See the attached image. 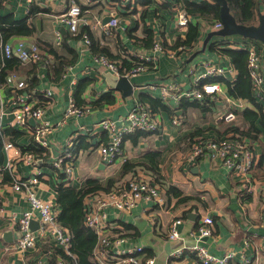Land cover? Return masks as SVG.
Listing matches in <instances>:
<instances>
[{"label":"crops","instance_id":"crops-1","mask_svg":"<svg viewBox=\"0 0 264 264\" xmlns=\"http://www.w3.org/2000/svg\"><path fill=\"white\" fill-rule=\"evenodd\" d=\"M203 1L216 2L195 0L194 3ZM0 2V16H10L13 19L12 23L0 24V40L10 41L13 44L20 41L27 45L37 44L49 59V63L45 66L20 63L16 68L8 70L6 78L0 81L2 110L0 129L9 126L15 128L21 135L12 143L20 150L26 151L32 148L30 131L18 127L12 114L10 104L15 89L10 88L7 82V78L12 74L27 83L26 87L17 91H21L23 96L31 94L30 102L42 107L46 119L52 123L64 119V122L54 127L50 134L54 143L53 148L37 149L42 151L41 154L38 153L42 156L45 151L43 162L38 165V169L43 173L40 178L38 177L39 181L36 184L38 197L56 202L57 188L61 183H58L51 174L53 170L51 161L60 155L65 139L81 131L83 134L76 145L73 178L68 184L65 185L67 180L64 185L61 184L63 187L81 189L88 178L97 179L105 186L108 179L118 177L125 160L133 167L116 182L129 179L139 169L148 173H155V170H158V176L164 177V184H161V203L143 202L127 212L108 208V220L113 224V230H122L123 223L131 226L128 231L126 230L129 236L125 246L144 247V253L139 256L141 264H145V260L148 259L145 258V251L148 249L152 250L153 256L149 258L154 259L153 264H201L190 255L171 260L169 253L180 245H193L198 241L197 236L192 232L205 215H211L214 219L213 234L202 238L199 243L205 245L210 253L219 256L228 251L233 252L230 264H242L243 257L249 258L251 264H264V252L261 248V236L264 234V127L256 121L255 127L260 130L257 138H247L253 144L255 151L250 189H244L238 177L230 173L217 157L208 158L204 155L195 161H187L185 158L190 147L189 138L194 132L199 131L195 135H202L203 138H216L227 134L230 125L233 124L241 130L248 128L242 113L245 109L256 110V107L251 101L234 97L229 93L228 84L235 81L238 75L235 67L233 66L232 82L225 79L224 81L227 82L221 81L218 101L206 100L208 102L201 104L183 99L176 105L169 98H162L159 90H148L146 86L154 82L177 79L182 83L183 88H189L188 67L196 65L205 57H212L221 62L214 50L208 49L210 44L201 52L199 48L180 52L177 55L162 54L154 66L143 73L137 76H125L132 82V91L128 96H124L121 90L105 81L103 72L107 69L97 65L93 60L97 55L94 53H99L96 50L99 47L104 48L112 56L117 55L120 46L139 50L140 48L134 47L129 35L142 38L146 29L153 32L155 40L157 36L160 37L164 47L170 49L168 46L173 45L178 37L183 38L187 31V28L179 30L175 27L170 2L151 0L148 6H141L137 0L132 4L133 6L124 4L122 0H4ZM71 3L80 6L87 20L86 24L78 26L76 33L70 32L67 24L60 17ZM260 13L264 14V4L260 7ZM110 15L117 16L120 23L114 29L113 36H105L94 22L97 19L104 22V19L109 18ZM192 18L191 24L199 21L198 17L192 16ZM24 28L28 30L27 33L23 31ZM206 35L203 34V40ZM215 36L219 35H213L211 42L226 40ZM4 60L0 48V67ZM44 89L51 90V97H44L39 93ZM142 95L160 100L169 109V111H157L162 128L159 131L127 135L123 140L125 160L117 159L111 164L104 163L98 146L102 142L106 143L108 139L105 132L95 131L93 124L107 118L119 122ZM100 98H110L113 102L108 103L105 100L100 102ZM228 98L230 101L240 99L246 106L243 109L230 108L231 103ZM71 99L77 107H86L88 111L81 115L65 117L64 113ZM255 100L264 114V100L260 98ZM230 109L235 115L232 121L220 118ZM174 117L179 120V124H172L171 120ZM31 119L29 124L33 126L34 120L32 119L31 122ZM6 140L9 141L8 138ZM6 159L4 153V162L0 166V264H54L61 255L56 252L55 249L59 247L55 246L53 241H40L35 249L23 252L13 248L18 235L17 219L28 208V203L20 192L12 188L13 173L4 168ZM15 161L19 162V159L15 158ZM16 167L17 172H13L17 177L28 178L33 175V168L30 165L17 163ZM168 186L177 188L182 196H187L191 200L178 202V197L168 191ZM189 213L192 214L188 215ZM152 215L155 216V226L149 219ZM134 216H139L141 228L135 226ZM188 216L194 217V220ZM178 218L181 219L178 226L181 238L177 241H169V225ZM145 219L147 221L143 223L142 220ZM8 230L12 232L11 241L3 238V233Z\"/></svg>","mask_w":264,"mask_h":264},{"label":"built area","instance_id":"built-area-1","mask_svg":"<svg viewBox=\"0 0 264 264\" xmlns=\"http://www.w3.org/2000/svg\"><path fill=\"white\" fill-rule=\"evenodd\" d=\"M0 1L4 2V0ZM122 1L125 2L124 4L130 5L135 2V0ZM166 1L172 4V16L175 27L179 30L187 28L193 20L192 16L187 14L176 0ZM60 17L72 33L78 31L80 24L87 23L80 6L75 3L69 4ZM197 19H199L200 28L199 38L202 40L204 33L207 34L210 31L222 28L220 19L204 17H198ZM119 23L120 20L115 15H110L106 22H102L100 19L94 22L101 32L107 36L113 34ZM202 40L198 39L191 48L179 46L176 49H167L164 47L163 40L157 36V40H154L150 49L131 50L126 48L124 57L134 65L130 69L123 71V73L120 71V61H113L105 55H96L93 60L97 65L115 75L137 76L151 66L153 67L160 55H173L174 53L177 55L180 52L202 48ZM222 43L225 44L221 45ZM223 47L225 49L242 50L246 53V65L251 80L253 96L255 99L264 100V44L257 39L240 35L226 36V40H220L219 43L213 44V50L221 62L212 57H205L199 60L196 65L188 67L189 88H183L182 83L177 79L150 83L146 87L148 90H159L162 98H169L176 105L183 99L188 102L201 104L205 103L206 100L211 102L218 101L222 87L221 81H212L210 79L223 78L232 82V76H234V65L230 58L217 52ZM0 48L7 59L17 58L21 63L41 64L42 66L49 63L48 55L37 44L27 45L22 41L13 44L10 41L0 40ZM7 82L10 88L15 89L10 104L14 121L19 125L18 127H24L30 131L32 135L31 147L45 150L52 149L54 143L50 138V134L54 127L60 126L64 122V119L56 123L46 119L42 107L30 102L31 94L23 96L21 91H17L26 87L27 83L16 78L14 74L7 78ZM39 93L44 97H51L52 95L50 89H44ZM230 103V108L233 109H243L246 106L245 102L240 99H232ZM86 111H88V108L77 107L74 100L71 99L64 116L81 115ZM1 114L2 110L0 109ZM30 118L34 120L33 126L29 124ZM220 118L232 121L235 115L230 109ZM171 122L172 124H178L179 120L174 117ZM93 127L95 131H103L106 134L108 140L106 143L102 142L99 144L98 151L101 160L106 164H111L117 159L125 160L123 149L125 136L137 131H159L162 128V123L158 112L152 110L147 103L137 100L119 122L107 118L96 122ZM88 131L92 130L88 129ZM82 134L81 131H77L68 136L61 147L60 155L51 161L53 169L51 174L58 183L64 185L67 180L66 185L73 178L72 169L76 157V145L80 141ZM32 148L22 152L6 139H3L2 143L3 153L7 156L4 168L11 170L13 173L11 186L15 191L20 192L28 203V208L17 219L18 235L14 241L13 248L23 252L35 249L40 241L50 240L75 261V255L70 251L71 234L69 229L59 221L61 208L56 202L40 198L36 194V184L43 174L38 169V165L43 162V158L35 156ZM204 155L208 158H219L221 164L230 173L238 177L240 185L244 189H250L252 171L255 165V151L253 144L250 143L245 135L231 131L224 136L216 138L196 136L185 158L187 161H195ZM15 158H18L19 162L15 161ZM17 163L30 165L33 168V175L28 178L17 177L13 172H17ZM153 175L139 169L129 179L118 182L109 191H97L88 194L84 198L83 223L86 227L92 228L97 235V242L92 252V260L96 264H141L138 254L143 251L144 247L142 245L125 246L127 238L111 232L113 224L108 220V208L127 212L143 202L154 201L161 203L162 183L160 184L156 181ZM154 217L153 215L149 216V219L155 226ZM34 221L37 223L35 228L32 227ZM180 223L181 219L179 218L170 223L168 231L169 241H177L181 238L178 229ZM212 224L211 215L203 216L198 221L194 232H192V234L197 236L198 241L193 245L183 244L174 248L169 253V258L175 260L180 258V256L190 255L201 264H230L233 259V252L228 251L217 256L210 253L205 245L199 243L202 238L210 237L213 234ZM261 248L264 252V234L261 236ZM153 263V258L145 260V264ZM54 264H70V261L61 256L56 259ZM242 264H251V260L243 257Z\"/></svg>","mask_w":264,"mask_h":264},{"label":"trees","instance_id":"trees-1","mask_svg":"<svg viewBox=\"0 0 264 264\" xmlns=\"http://www.w3.org/2000/svg\"><path fill=\"white\" fill-rule=\"evenodd\" d=\"M229 10L235 20L243 25L249 26L254 25L257 23L258 15L260 13V7H262V4H264V0H226ZM151 2V0H137V3L141 6H148V4ZM177 3H179L187 14H190L191 16L195 17H204L209 19H217L219 20V10L220 6L217 2H200V3H194V1L189 0H177ZM1 6V2H0ZM12 23L13 19L10 16L1 17L0 16V24L4 25L6 23ZM85 30V28H84ZM24 32H28L26 28L23 30ZM115 30L113 31L114 35ZM145 36L142 38H138L136 35H129L130 40L132 41L134 47L136 49H150L152 44L154 43V36L153 32L149 29H146ZM200 34V28L199 23H190L187 26L186 34L183 38L178 37L173 45H169L168 48L170 49H176L179 46H183L186 48H191L193 43L196 42L199 39ZM105 35V34H103ZM107 36V35H105ZM215 38H226V36H215ZM209 42V50L213 51V44L219 43V41H214L213 43ZM6 41V40H5ZM225 43H222L221 45H224ZM167 45V44H166ZM39 46V45H38ZM40 47V46H39ZM41 48V47H40ZM42 49V48H41ZM99 51V53H94L97 55H105L109 59L113 61H120L121 68L120 71L123 73V71L130 69L134 64L130 61H128L124 57V52L126 51V48L123 46H120V50L117 53L116 56H112L107 53V51L99 47L96 49ZM205 51V50H204ZM217 52L226 55L230 58L232 64L234 65L235 69L237 70V78L232 83L228 84V91L231 95L234 97H241L243 99L248 100L253 105H255L256 110L251 109H245L243 111V120L248 123V128L246 130L239 129L238 126L230 125V130L228 132H238L240 134L245 135L248 139L252 138L255 139L258 136V133L260 132L259 129L255 127V122L259 121V124L264 127V114L261 112V107L259 104L256 103L255 97L253 96L252 90H251V80L248 74V69L246 65V53L242 50H236V49H225L223 47L222 49H219ZM96 56V55H95ZM21 62L17 60V58H10L4 60L2 66L0 67V81H3L6 78L8 70L16 68L18 65H20ZM1 65V64H0ZM210 80L215 81H224L223 78H211ZM227 82V81H224ZM227 84V83H226ZM33 85V83H32ZM29 86V85H28ZM105 100L108 103L113 102V99L110 98H100V102ZM142 102L147 103L152 110L159 111V110H168L169 109L160 102V100L156 98H151L146 95H142L141 99ZM208 102V101H206ZM224 120V119H223ZM143 131H137L132 134H142ZM199 133V131L194 132L191 134L189 138V144L194 142V138L196 136H202V135H195ZM226 133V132H225ZM21 133L16 130L15 128L9 126L5 129H0V166L3 165L4 162V153L2 150V143L3 139L8 138L9 141L14 142L15 139H17ZM130 135V134H128ZM223 134L222 136H224ZM126 137V136H125ZM221 137V136H219ZM190 148V147H189ZM33 154L38 157H45L43 152V156L39 155L41 154V150H37L36 148H32ZM22 152L25 151L24 149L21 150ZM39 153V154H38ZM133 167L132 164L128 163L127 160H125L122 170L120 171L118 177L110 178L105 183V186L98 181L97 179L88 178L85 181L84 186L81 189H76L72 187H63L61 184L57 188V198L56 203L61 208V214L59 216V221L62 225L67 227L69 229V232L71 234V246L70 251L75 255L76 260H72L70 256H68L62 249L56 248V252H58L63 258L70 261V264H96L92 260V252L94 250V247L96 245L97 237L94 233V230L92 228L86 227L83 223V216H84V198L91 193H95L97 191H109L111 188L115 186L119 181L116 182L117 179L123 177L125 173L130 170ZM159 171L155 170V173L153 176L155 177V180L158 181L160 184H164V177L158 176ZM169 187V186H168ZM171 191L175 197H178V202H186L188 200H191L187 196H182L181 191L174 187H169L168 191ZM214 221V219H213ZM214 223V222H213ZM122 230H113L112 233H117L119 236H124L128 238L127 231L131 228L129 224L123 223ZM197 226V225H196ZM213 229V224H212ZM127 230V231H126ZM133 236L134 234H130ZM145 258H149L153 256L152 250L148 249L145 251Z\"/></svg>","mask_w":264,"mask_h":264},{"label":"water","instance_id":"water-1","mask_svg":"<svg viewBox=\"0 0 264 264\" xmlns=\"http://www.w3.org/2000/svg\"><path fill=\"white\" fill-rule=\"evenodd\" d=\"M219 6V17L222 22V28L216 31H210L207 33L206 37L203 40V47L201 51L205 50L208 41L210 40L212 35H219V36H231V35H240L242 37L257 39L264 44V14H259L258 21L255 25H243L238 23L233 15L231 14L227 1L226 0H215ZM108 17L104 19V22L108 21ZM103 76L105 81L112 87L121 90L124 96H128L131 94L132 91V82L125 76H117L109 72L108 70L103 72ZM33 122V120H30ZM189 213L188 215H191ZM195 215V214H194ZM191 220H194V217L188 216ZM134 224L135 226L141 228L139 216H134ZM147 220H142L145 223ZM37 224L35 222L32 223V227L35 228ZM3 238L7 241L12 240V232L5 231L3 233ZM169 246V244H167Z\"/></svg>","mask_w":264,"mask_h":264},{"label":"bare ground","instance_id":"bare-ground-1","mask_svg":"<svg viewBox=\"0 0 264 264\" xmlns=\"http://www.w3.org/2000/svg\"><path fill=\"white\" fill-rule=\"evenodd\" d=\"M96 235V234H95ZM96 237H97V235H96ZM97 242V241H96ZM144 253V248H143V251L140 253V254H138V257L140 256V255H142ZM140 259V258H139Z\"/></svg>","mask_w":264,"mask_h":264},{"label":"rangeland","instance_id":"rangeland-1","mask_svg":"<svg viewBox=\"0 0 264 264\" xmlns=\"http://www.w3.org/2000/svg\"><path fill=\"white\" fill-rule=\"evenodd\" d=\"M179 123H180V122H179ZM179 123H178V124H179Z\"/></svg>","mask_w":264,"mask_h":264}]
</instances>
